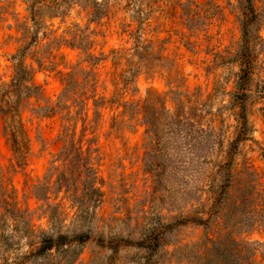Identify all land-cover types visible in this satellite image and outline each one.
Here are the masks:
<instances>
[{
  "label": "rangeland",
  "instance_id": "374dc122",
  "mask_svg": "<svg viewBox=\"0 0 264 264\" xmlns=\"http://www.w3.org/2000/svg\"><path fill=\"white\" fill-rule=\"evenodd\" d=\"M0 98V264H264V0H0Z\"/></svg>",
  "mask_w": 264,
  "mask_h": 264
},
{
  "label": "trees",
  "instance_id": "16d2710c",
  "mask_svg": "<svg viewBox=\"0 0 264 264\" xmlns=\"http://www.w3.org/2000/svg\"><path fill=\"white\" fill-rule=\"evenodd\" d=\"M31 81L32 78L30 79V82ZM63 82H64V89L62 90L58 101L52 106L46 105L44 107H41L43 109L44 114H50V113L53 114L57 112V109H59L58 111L62 112L63 121H64V127H63L64 143L58 156L64 158L66 162H64L63 167L60 164L56 166L52 164V167L50 168V173L52 172V175L49 178L51 180V177L54 174H56L55 183L60 182L61 181L60 176L63 175L66 176V178L69 180L72 177L81 175L80 166L79 165L77 166V164L74 162V158H77L78 161H82L85 157L90 155V152L94 151L92 146L90 145L86 148L83 147L82 140L84 134L82 132L85 131L88 100L92 99L93 105L95 106L97 102L96 94L95 93L88 94L85 91L78 92V90L68 89L69 86L73 84L76 85L80 84L78 79H74L72 75L66 74V79L64 78ZM11 84L15 88H19L20 86H22L20 79H17L15 77L11 78ZM23 87H25L28 90V92L25 95L27 96V98H30L31 96L30 90L35 89L37 86L31 83L30 85H25ZM79 121H81L82 124V128L80 131V135L82 137L80 140H76V128ZM87 141H89V139H87ZM60 166L62 167L61 168L62 170L60 169ZM44 182L43 183L45 184V186L49 187V180ZM38 184H42V183L40 182ZM38 186L39 185H36V188ZM35 197L38 198L37 194H35ZM30 227H33V224H30L29 222V228ZM63 239H64L63 235H58L56 237L43 236L39 241L36 253H42L52 249L55 246H58Z\"/></svg>",
  "mask_w": 264,
  "mask_h": 264
}]
</instances>
